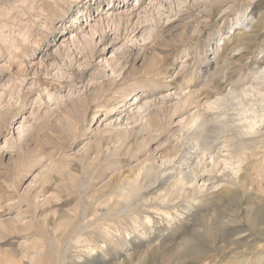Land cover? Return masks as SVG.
I'll use <instances>...</instances> for the list:
<instances>
[{
	"label": "rangeland",
	"instance_id": "374dc122",
	"mask_svg": "<svg viewBox=\"0 0 264 264\" xmlns=\"http://www.w3.org/2000/svg\"><path fill=\"white\" fill-rule=\"evenodd\" d=\"M263 68L264 0H0V264H264V148L153 184Z\"/></svg>",
	"mask_w": 264,
	"mask_h": 264
},
{
	"label": "bare ground",
	"instance_id": "6f19581e",
	"mask_svg": "<svg viewBox=\"0 0 264 264\" xmlns=\"http://www.w3.org/2000/svg\"><path fill=\"white\" fill-rule=\"evenodd\" d=\"M260 19L262 18L259 17ZM259 22L257 19V22L252 23V25ZM238 37H240V44L238 45L246 47L248 44L245 41V34L242 33ZM204 107L203 110H197L190 115L189 123L182 128L181 136L193 137L195 140L197 139L198 143L194 142L192 146H189L183 142L181 145L177 144L174 146L175 149L177 148V150L181 151L179 159H181L182 163L179 160L173 164L166 165L164 161L163 164L157 165V175L159 177L153 184L165 186L167 182H173L171 184L175 186L174 189L172 186L171 188H166V192L163 195L164 199L169 197L171 192L177 193L179 190L180 193L181 190L182 193L189 190L192 191L195 182L202 178L206 172L210 173L212 169L208 168L206 161L207 149L216 151V149H221L219 144L223 143L224 147H228L225 149H228L230 154L240 155V153L245 151L264 148V68L259 71L251 84L239 89L231 87L224 94L208 101ZM95 117L96 115L93 118ZM200 140L204 142L203 146L199 144ZM189 147H194L193 151H190ZM218 155L213 156L212 154L213 165L217 161ZM184 163L185 166L183 165ZM134 188H136L135 182L130 183L125 190L126 192H124L125 194L123 193V197L127 198ZM156 192L157 190L154 193ZM195 203H199V200L194 201L192 204Z\"/></svg>",
	"mask_w": 264,
	"mask_h": 264
}]
</instances>
